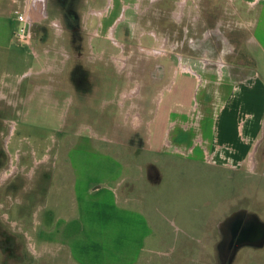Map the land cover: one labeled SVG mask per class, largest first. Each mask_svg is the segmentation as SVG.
Segmentation results:
<instances>
[{
    "label": "rangeland",
    "instance_id": "374dc122",
    "mask_svg": "<svg viewBox=\"0 0 264 264\" xmlns=\"http://www.w3.org/2000/svg\"><path fill=\"white\" fill-rule=\"evenodd\" d=\"M26 2L0 3V264H264V154L222 167L149 130L177 66L251 63L250 8L32 0L34 53L15 38ZM234 212L262 231L226 262L240 227L220 223V249L213 230Z\"/></svg>",
    "mask_w": 264,
    "mask_h": 264
},
{
    "label": "crops",
    "instance_id": "0c3cea01",
    "mask_svg": "<svg viewBox=\"0 0 264 264\" xmlns=\"http://www.w3.org/2000/svg\"><path fill=\"white\" fill-rule=\"evenodd\" d=\"M240 2L251 13L252 26L243 41L251 63L177 66L168 93L151 114V146L156 150L169 145L196 151L197 158L209 154L211 160L205 162L227 168L243 167L250 157L264 154V0ZM0 3L10 5L9 0ZM228 216L216 222L213 231L221 238L214 248L225 238L220 223Z\"/></svg>",
    "mask_w": 264,
    "mask_h": 264
},
{
    "label": "flooded vegetation",
    "instance_id": "af4514ba",
    "mask_svg": "<svg viewBox=\"0 0 264 264\" xmlns=\"http://www.w3.org/2000/svg\"><path fill=\"white\" fill-rule=\"evenodd\" d=\"M81 73L85 76V77H82L83 82H84L85 79H87V72H83L82 71ZM83 82H82V84H83ZM151 151L156 153L155 150H151ZM243 215L244 214H242L240 212V214H237V215H235L233 217L235 219V221H236L235 222L236 225L238 227H240V229H238V230H239V232L241 231V234H237L235 236L234 235L233 236L230 235L231 240L227 243V245L225 247V250L222 251L223 256L225 255V257H226V259H225L226 262H229V260L227 259L229 257L228 256L229 254H233L234 255L236 247L238 246L240 241L244 242V243H257V241H259V240H257V238H259L260 231H262V228L258 224L251 223V220H249L250 222L246 221L247 219ZM239 216H242L244 218L240 219ZM230 220H231V218H227L223 224L232 234V230L230 228H231V224H232L231 222H233L234 220L229 222ZM248 228L251 230V234H250L249 230H248L247 233L246 232L244 233V231L247 230ZM239 238H241V239L239 240ZM255 240H257V241H255ZM233 255H232V257H233Z\"/></svg>",
    "mask_w": 264,
    "mask_h": 264
},
{
    "label": "built area",
    "instance_id": "2783aa9c",
    "mask_svg": "<svg viewBox=\"0 0 264 264\" xmlns=\"http://www.w3.org/2000/svg\"><path fill=\"white\" fill-rule=\"evenodd\" d=\"M31 2L25 6L26 8L23 11L17 13L19 26L15 32V38L20 45L32 47V50L35 53V48L33 47V39L35 37L33 32V17L30 13V8L34 7V0L32 4Z\"/></svg>",
    "mask_w": 264,
    "mask_h": 264
},
{
    "label": "water",
    "instance_id": "95a60500",
    "mask_svg": "<svg viewBox=\"0 0 264 264\" xmlns=\"http://www.w3.org/2000/svg\"><path fill=\"white\" fill-rule=\"evenodd\" d=\"M237 212H238V211H237ZM237 212L232 213V215H230V217H231V218L234 217V215H236ZM230 217H229V218H230ZM263 243H264V240H263V241L261 242V244H259V245H263ZM254 245H255V244H254ZM256 245H258V244H256ZM219 249H220V248H219Z\"/></svg>",
    "mask_w": 264,
    "mask_h": 264
},
{
    "label": "bare ground",
    "instance_id": "6f19581e",
    "mask_svg": "<svg viewBox=\"0 0 264 264\" xmlns=\"http://www.w3.org/2000/svg\"><path fill=\"white\" fill-rule=\"evenodd\" d=\"M5 177V175H3L2 179Z\"/></svg>",
    "mask_w": 264,
    "mask_h": 264
}]
</instances>
